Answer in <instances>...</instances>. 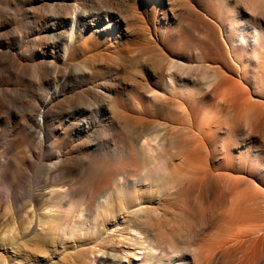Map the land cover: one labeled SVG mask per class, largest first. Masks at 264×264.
I'll use <instances>...</instances> for the list:
<instances>
[{"label":"rangeland","instance_id":"rangeland-1","mask_svg":"<svg viewBox=\"0 0 264 264\" xmlns=\"http://www.w3.org/2000/svg\"><path fill=\"white\" fill-rule=\"evenodd\" d=\"M66 2L0 0V264H112L104 255L122 249L126 264H264L253 248L264 233V100L224 109L207 96L194 115L172 100L160 110L126 100L131 87L119 104L96 101L84 90L116 72L114 54L103 42L87 45L99 64L60 53ZM76 63L87 77L72 75ZM179 83L174 97L198 86ZM35 109H48L42 125ZM153 247L158 258L141 259Z\"/></svg>","mask_w":264,"mask_h":264},{"label":"bare ground","instance_id":"bare-ground-1","mask_svg":"<svg viewBox=\"0 0 264 264\" xmlns=\"http://www.w3.org/2000/svg\"><path fill=\"white\" fill-rule=\"evenodd\" d=\"M70 1L62 18L66 30L58 36L60 53L72 59L83 57L89 65L99 64L88 54L87 45L103 42L104 48L114 54L116 72L102 84L92 82L84 90L96 101L119 104L122 90L131 87L132 95L126 100L135 103L150 99L157 110L166 100H172L176 107H189L194 115L207 96L219 98L224 109L242 100L252 102L253 97L264 100V0H98L96 10L85 8L83 0ZM105 33L116 35L105 41ZM130 52L133 54L127 55ZM122 55L127 57L123 59ZM100 65L104 67V63ZM88 70L76 63L72 75L87 77ZM127 70L134 71L131 81L123 73ZM193 70L203 73L200 82L186 75ZM180 81L198 86L183 98L174 97L172 92ZM59 97L55 89L44 108ZM47 110L33 111L34 119L41 116L40 125L46 120ZM79 125L88 128L90 120H82ZM126 148L132 153L133 143L127 141ZM204 152L202 146L192 158L200 159ZM261 246L264 248V233L253 248L256 251ZM153 250L159 249L143 252L141 259L158 258ZM130 252H108L103 261L130 263Z\"/></svg>","mask_w":264,"mask_h":264}]
</instances>
